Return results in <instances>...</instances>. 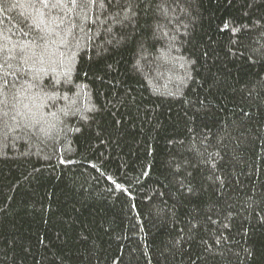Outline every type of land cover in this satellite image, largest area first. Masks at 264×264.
I'll return each instance as SVG.
<instances>
[{
	"label": "trees",
	"instance_id": "16d2710c",
	"mask_svg": "<svg viewBox=\"0 0 264 264\" xmlns=\"http://www.w3.org/2000/svg\"><path fill=\"white\" fill-rule=\"evenodd\" d=\"M46 5L0 0V264H264V0Z\"/></svg>",
	"mask_w": 264,
	"mask_h": 264
},
{
	"label": "snow or ice",
	"instance_id": "6c2138e0",
	"mask_svg": "<svg viewBox=\"0 0 264 264\" xmlns=\"http://www.w3.org/2000/svg\"><path fill=\"white\" fill-rule=\"evenodd\" d=\"M41 2L42 3H45V5H46V0H41ZM47 6V5H46ZM226 27H227V25H226ZM203 55H205V56H207L208 55V53L207 52H205V53H203ZM191 63H195V61H191ZM60 83V81H56L55 82V84H59ZM65 83H71V81L70 80H67V81H65ZM53 88L55 87V85H53L52 86ZM145 175H147V173H145ZM117 187H120L119 185H117ZM190 195H192V196H195V195H197V193L195 192V191H190Z\"/></svg>",
	"mask_w": 264,
	"mask_h": 264
}]
</instances>
